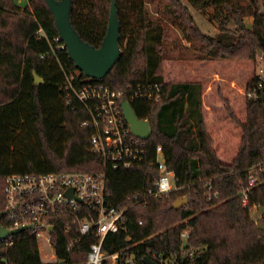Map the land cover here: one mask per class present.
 <instances>
[{
  "label": "trees",
  "instance_id": "trees-1",
  "mask_svg": "<svg viewBox=\"0 0 264 264\" xmlns=\"http://www.w3.org/2000/svg\"><path fill=\"white\" fill-rule=\"evenodd\" d=\"M111 1L72 0L70 22L80 38L96 48L106 34ZM157 1L162 3L157 7L159 18L151 21L145 0H114L120 54L103 78L93 79L75 66L63 41L56 39L54 16L45 0H29L25 7L14 0H0V211L5 208L4 179L9 174L103 169L101 157L89 148L92 130L81 125L88 113L74 98V90L87 83L115 89L161 83L162 97L156 105L140 99L130 104L135 116L149 124L147 157H154L160 144L167 168L173 170L177 186L183 187L146 207L130 208L127 233H109L103 250L112 253L136 242L129 250L139 264L148 252L178 264H264V173L249 189L247 205L241 203L247 170L264 164V101L245 98V119L240 121L228 99L220 95L241 130L235 156L230 162L222 161L204 122L202 84L164 80L165 33L160 20L178 26L188 40L197 42L205 58H255L258 54L264 58V0H249L250 26L236 0ZM209 6L218 30L214 35L200 30L191 11L205 12ZM230 21L234 28L228 26ZM33 71L41 83L34 82ZM257 80L255 73L246 88ZM105 168L108 195L120 206L128 194L148 187L159 173L147 163L129 169ZM181 196L188 203L173 208ZM138 218L143 221L140 226L135 223ZM55 221L51 234L55 261H43L37 239L22 231L11 236L12 245L0 243V264L82 262L93 238L84 237L79 247L70 250L69 236L63 231L66 221ZM0 222L5 224L4 216ZM184 229H188L186 242L180 236Z\"/></svg>",
  "mask_w": 264,
  "mask_h": 264
},
{
  "label": "built area",
  "instance_id": "built-area-1",
  "mask_svg": "<svg viewBox=\"0 0 264 264\" xmlns=\"http://www.w3.org/2000/svg\"><path fill=\"white\" fill-rule=\"evenodd\" d=\"M72 79L73 75H70L69 87ZM257 79L250 88L244 89V96L264 101V73H257ZM162 87L161 83L156 82L128 84L122 89L102 83H87L74 90V98L88 113L81 125L92 130L89 148L101 157L103 169L96 172L7 175L3 188L5 224H1L7 229L28 226L23 231H28L37 239L38 248L40 240L45 241L50 251L49 261L56 260L51 234L57 220L66 221L63 231L69 236L70 250L79 247L84 237L93 238L87 246L85 259L78 264H139L134 252L129 250L136 242L107 253L103 250L106 236L109 233H127L130 208L146 207L183 186H177L173 170L167 168L160 144L154 149V157H147L146 139L132 132L123 114L121 102L126 100L130 103L140 99L154 106L161 100ZM66 102L70 104L71 98ZM140 163H147L149 167L155 168L159 172L158 176L152 178L148 187L128 194L124 205H115L107 192L105 167L129 169ZM263 173L264 164L260 162L247 170V184L241 190L242 206L247 205L248 191ZM135 223L140 226L143 221L138 218ZM187 235L188 229L181 231L180 236L184 242ZM11 236L13 235L1 237L0 243L12 245ZM130 238V235H126V239ZM143 257L160 264H178L174 259H164L155 253L148 252Z\"/></svg>",
  "mask_w": 264,
  "mask_h": 264
},
{
  "label": "rangeland",
  "instance_id": "rangeland-1",
  "mask_svg": "<svg viewBox=\"0 0 264 264\" xmlns=\"http://www.w3.org/2000/svg\"><path fill=\"white\" fill-rule=\"evenodd\" d=\"M243 6L244 22L250 26L252 6L249 0H236ZM24 3L21 7H25ZM157 0H145L147 15L151 21L159 18ZM158 7V8H157ZM193 18L200 30L214 35L218 30L212 18L213 8L207 7L205 12L191 8ZM165 39L163 40L165 60L162 63L165 81H199L202 84V108L206 128L211 135L212 145L218 157L230 162L237 152L241 130L234 119L225 110L221 97L228 99L234 116L240 121L245 119L244 89L255 73H264V58L258 54L255 58H205L197 50L198 43L188 40L178 26L166 23L161 17ZM234 28L233 21L228 23ZM221 95V97H220ZM186 197V196H185ZM255 219L258 214L252 208ZM39 253L43 261H49L50 251L45 241L40 240Z\"/></svg>",
  "mask_w": 264,
  "mask_h": 264
},
{
  "label": "water",
  "instance_id": "water-1",
  "mask_svg": "<svg viewBox=\"0 0 264 264\" xmlns=\"http://www.w3.org/2000/svg\"><path fill=\"white\" fill-rule=\"evenodd\" d=\"M45 3L54 16L55 26L58 37L63 41L70 59L82 73L93 79H101L111 68L120 54L118 44L120 23L117 18V11L114 0L109 7V16L107 30L99 47H94L83 41L70 22V9L72 0H45ZM35 83H41L43 80L33 71ZM121 107L126 121L129 123L132 132L142 139H147L150 135L149 124L146 120L138 119L131 107V104L123 100ZM188 203V198L181 196L172 204L173 208H179ZM6 211H0V219ZM263 227V226H261ZM28 228L20 226L16 229H7L0 222V238L15 235ZM144 264H156L148 257H143Z\"/></svg>",
  "mask_w": 264,
  "mask_h": 264
},
{
  "label": "crops",
  "instance_id": "crops-1",
  "mask_svg": "<svg viewBox=\"0 0 264 264\" xmlns=\"http://www.w3.org/2000/svg\"><path fill=\"white\" fill-rule=\"evenodd\" d=\"M14 2H15L16 5H18V6L21 7L22 4H23V2H25V3H24V6L28 5L29 0H14ZM213 147H214V149H215V151H216V153H217V150H216L215 146H213Z\"/></svg>",
  "mask_w": 264,
  "mask_h": 264
}]
</instances>
